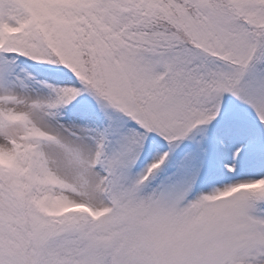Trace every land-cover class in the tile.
<instances>
[{"label": "snow or ice", "instance_id": "snow-or-ice-1", "mask_svg": "<svg viewBox=\"0 0 264 264\" xmlns=\"http://www.w3.org/2000/svg\"><path fill=\"white\" fill-rule=\"evenodd\" d=\"M0 264H264V0H0Z\"/></svg>", "mask_w": 264, "mask_h": 264}]
</instances>
